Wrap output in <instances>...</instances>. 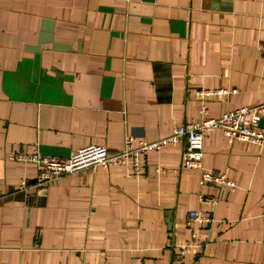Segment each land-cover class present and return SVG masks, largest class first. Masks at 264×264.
I'll return each mask as SVG.
<instances>
[{"label": "crops", "instance_id": "crops-1", "mask_svg": "<svg viewBox=\"0 0 264 264\" xmlns=\"http://www.w3.org/2000/svg\"><path fill=\"white\" fill-rule=\"evenodd\" d=\"M202 88L236 89L212 116L264 102V0H0V264H264V146L220 130L203 166L235 188L201 185L182 143L138 175L21 188L36 166L13 152L158 139L200 115Z\"/></svg>", "mask_w": 264, "mask_h": 264}, {"label": "built area", "instance_id": "built-area-1", "mask_svg": "<svg viewBox=\"0 0 264 264\" xmlns=\"http://www.w3.org/2000/svg\"><path fill=\"white\" fill-rule=\"evenodd\" d=\"M236 89L202 88L197 95L202 99L200 115L175 127L173 131L155 140L129 135L124 147L111 151L103 144H89L73 151L68 157H56L43 153L38 147L27 152H13L11 158L33 163L36 166V178L33 184L23 179L21 188L43 189L48 184L60 179L63 175L76 173L96 166L111 167L125 165L128 173L139 174L142 171L143 159L153 151H160L169 145L182 143L183 167L199 168L201 185L219 187H236V182L222 171L216 172L203 166L204 138L216 130L222 131L230 138H237L264 146V128L260 120L264 117V102L256 105H243L232 108L219 116L209 114L206 100L212 96H226ZM204 201L215 202V199L203 197ZM264 216V213H263ZM190 220H207L197 211H189Z\"/></svg>", "mask_w": 264, "mask_h": 264}, {"label": "water", "instance_id": "water-1", "mask_svg": "<svg viewBox=\"0 0 264 264\" xmlns=\"http://www.w3.org/2000/svg\"><path fill=\"white\" fill-rule=\"evenodd\" d=\"M260 126L264 128V117L260 120Z\"/></svg>", "mask_w": 264, "mask_h": 264}]
</instances>
